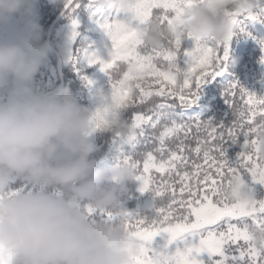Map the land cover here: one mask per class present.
<instances>
[{"label":"snow or ice","instance_id":"obj_1","mask_svg":"<svg viewBox=\"0 0 264 264\" xmlns=\"http://www.w3.org/2000/svg\"><path fill=\"white\" fill-rule=\"evenodd\" d=\"M236 3L230 8L233 31L216 45L177 23L183 16L184 0H133L115 6L89 0L90 14L110 38L107 59L98 52L88 57L90 65H101L112 87L111 102L93 113L95 127L106 128L112 117L127 109L134 129L130 140L143 135L144 125L150 124L157 141V147L140 160L123 157L134 167L139 191H151L163 201L151 219L119 212L130 233L141 241L132 264H205L200 259L204 252L213 264H264V198L254 195L241 210L221 191L230 175H239L252 191L254 183L264 185V157L257 151L264 133V98L248 92L238 81L229 82L223 95L234 119L227 125L199 118L167 122L159 106L155 114L142 109L154 96L165 102L164 108L195 104L202 86L223 75L234 28L247 32L249 23H264V0ZM78 7V0H65L73 35L79 23ZM105 7L112 9L110 16L104 15ZM152 22L161 27L172 22L174 27L173 35L160 47L149 46L141 38V30ZM229 143L240 145L232 158L227 152ZM84 210L93 219L100 216L114 222L117 218L108 209L87 205ZM12 261L10 254L0 251V264Z\"/></svg>","mask_w":264,"mask_h":264},{"label":"clouds","instance_id":"obj_2","mask_svg":"<svg viewBox=\"0 0 264 264\" xmlns=\"http://www.w3.org/2000/svg\"><path fill=\"white\" fill-rule=\"evenodd\" d=\"M35 5L36 0H0V26L24 20L23 29L0 39V251L15 264H132L141 241L119 216V194L134 167L126 160L101 165L93 114L69 88L33 87L52 48L35 19ZM236 6V0L195 2L185 8L182 27L222 44L233 31L223 8ZM171 35L167 26L152 23L143 39L160 47ZM106 128L121 142L131 141L134 129L120 115ZM17 177L33 187L10 190ZM237 196L248 199L249 193L240 186ZM84 201L111 210L116 220L93 219L81 207Z\"/></svg>","mask_w":264,"mask_h":264},{"label":"trees","instance_id":"obj_3","mask_svg":"<svg viewBox=\"0 0 264 264\" xmlns=\"http://www.w3.org/2000/svg\"><path fill=\"white\" fill-rule=\"evenodd\" d=\"M50 0H36L35 19L42 26L43 38L46 36L44 22L46 18V4ZM197 0H184L183 12L186 7L191 6ZM203 2V0H200ZM78 12L81 15V25L77 31V38L73 42V60L64 66L63 77L65 84L71 92L78 97L80 102L86 105L90 113L102 109L111 102L112 87L110 77L101 71V65L89 64L88 57L93 52H98L107 59L108 45L110 38L107 32L97 23V17L90 14L89 0H78ZM65 4L62 0L61 7ZM224 7L223 12L229 10ZM112 9L105 7L104 15L110 16ZM157 23V22H152ZM151 23V24H152ZM183 24V19L177 21ZM24 20L14 18L9 24L0 26V39L7 38L12 33L23 29ZM148 27V26H147ZM147 27L141 30V38ZM174 32L172 22L167 26ZM234 35L230 39L229 57L227 70L221 76L205 83L202 86L198 101L191 105H173L171 108H164V101L154 96L144 102L142 109L145 113L155 114L159 110L165 113L164 120L183 123L199 118L201 121H208L213 124L222 123L227 125L234 119L231 106L225 102L223 91L231 81H238L239 85L257 97L264 98V38L261 33L248 24L247 32H240L234 28ZM52 38V35H51ZM183 64V60L180 61ZM60 79L56 85L60 84ZM91 82V83H90ZM55 85V86H56ZM130 112L127 109L121 111V117L129 123ZM155 129L150 124L143 127V135L137 136L130 142H121L113 132L107 128L96 129L94 139L98 151L95 153L102 166L123 160L125 155L133 160H140L144 155L157 147L154 136ZM264 133L261 134L260 142L264 143ZM258 141V142H259ZM240 151L239 144L229 143L227 152L230 158L235 157ZM140 182L134 177L125 182L119 194L120 211L138 214L142 218L151 219L156 215V210L162 206V198L153 196L151 191L141 193ZM33 187L26 180L20 184V190H27ZM49 190H52L49 188ZM224 189H222V193ZM225 196V195H224ZM226 197V196H225ZM88 205V202H81V207ZM95 218L102 219L100 216ZM103 220V219H102ZM15 264V263H14Z\"/></svg>","mask_w":264,"mask_h":264},{"label":"rangeland","instance_id":"obj_4","mask_svg":"<svg viewBox=\"0 0 264 264\" xmlns=\"http://www.w3.org/2000/svg\"><path fill=\"white\" fill-rule=\"evenodd\" d=\"M61 4L62 0H50L46 4V18L44 22H46L45 25V31L47 37V31L52 23L53 19L57 16L59 11L61 10ZM75 15L77 16L79 23L75 27V32L77 33L80 25H81V15L78 12V8L76 9ZM226 16L231 17L232 12L231 10H227L225 12ZM253 27L257 31L261 33L262 38H264V23L255 22L251 23ZM52 38L50 36V44L52 46L51 51L45 60V62L42 64L39 72L36 75V78L33 82V87L38 90H50L52 88H55L58 82L59 77V71H58V62H57V56L54 51V49H57L63 60V70L64 66L67 67V65L73 60V54H74V46L73 42L77 38V34L73 35V26L71 25L69 15L67 14V11L63 14V16L56 22L54 25L52 32H51ZM54 47V49H53ZM61 83V80L59 81ZM65 82V80H64ZM56 85V86H55ZM264 139V138H263ZM257 151L261 157H264V143L263 142H257ZM25 180L21 177H17L14 179L10 184V190H20V184H22ZM240 186H243L247 192L249 193L248 199H239L237 196V190ZM253 191L249 188V186L246 184V182L239 176V175H230L226 177L225 183L223 184L222 189H224V192L222 193L224 198L226 200L233 202L234 208H240L241 210L247 205V203L254 198V195L257 199L264 198V185H261L259 183H254L252 185ZM160 238L157 237V240ZM200 259L204 260L205 264H213V258L209 256L207 252L201 253ZM15 261H12V264H14Z\"/></svg>","mask_w":264,"mask_h":264},{"label":"water","instance_id":"obj_5","mask_svg":"<svg viewBox=\"0 0 264 264\" xmlns=\"http://www.w3.org/2000/svg\"><path fill=\"white\" fill-rule=\"evenodd\" d=\"M65 12H66V9H65V4H64L63 7L61 8V10L59 11V13L57 14V16L53 19L52 23L50 24V26L48 28L46 40L49 41V43H50L51 32H52V29H53L54 25L63 16V14ZM53 49H54V47H53ZM54 51H55L56 56H57L58 70H59L60 79H61V84L59 85V87H63L64 86V77H63V60H62V56H61L60 52L57 49H54Z\"/></svg>","mask_w":264,"mask_h":264}]
</instances>
